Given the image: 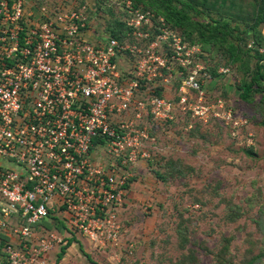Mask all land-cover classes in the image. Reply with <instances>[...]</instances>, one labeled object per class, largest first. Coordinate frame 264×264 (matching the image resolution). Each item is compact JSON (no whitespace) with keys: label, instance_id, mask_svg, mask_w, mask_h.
<instances>
[{"label":"built area","instance_id":"2783aa9c","mask_svg":"<svg viewBox=\"0 0 264 264\" xmlns=\"http://www.w3.org/2000/svg\"><path fill=\"white\" fill-rule=\"evenodd\" d=\"M120 10L126 36L92 41L85 4L0 0V264H56L77 233L117 245L132 170L157 152L150 127L206 112L199 46Z\"/></svg>","mask_w":264,"mask_h":264},{"label":"rangeland","instance_id":"374dc122","mask_svg":"<svg viewBox=\"0 0 264 264\" xmlns=\"http://www.w3.org/2000/svg\"><path fill=\"white\" fill-rule=\"evenodd\" d=\"M35 1L65 8L85 4L94 41L105 36L112 18L93 13L95 7L112 6L118 13L128 0ZM183 2L191 5L185 11L196 28L204 31L215 20L232 29L224 44L220 35L204 43L193 31L191 43L200 47L194 49L195 64L205 69L206 112L192 116L177 108L174 120L180 122L154 124L157 152L132 170L134 180L118 209V244L95 246L77 233L64 252L56 251V264H264V81L248 101L240 88L253 75L255 50L264 54V23L256 24L260 0L172 1L178 8ZM201 53L205 60H199ZM158 157L175 161L164 178L154 169Z\"/></svg>","mask_w":264,"mask_h":264},{"label":"trees","instance_id":"16d2710c","mask_svg":"<svg viewBox=\"0 0 264 264\" xmlns=\"http://www.w3.org/2000/svg\"><path fill=\"white\" fill-rule=\"evenodd\" d=\"M129 1L131 2L134 8L141 9V10L150 9L152 12H154V15L156 16V18L153 19L154 24L157 23V18L162 17L165 21V25L169 27L173 32L180 35L181 38L189 44H192L191 42H193V36H194L193 31L195 29L200 34V37L203 39L204 43L211 42L212 40L214 41L215 36L220 35L222 39V44H224L226 40L225 36L229 33H232V29L229 27L227 23L218 22L215 20H212L213 23L209 24V26L204 31L200 27L196 28V25H197L196 22H193L192 18L185 11L187 7L189 6L191 7V5L188 2H183V6H182L183 8L182 7L178 8L177 5H174L172 3L173 0H129ZM260 4H261V11L259 13V17L257 18L256 24L261 23V22L264 23V0H260ZM124 5L125 3H123V6ZM194 10H196V8H194ZM94 11L96 12H93V13L104 12V13H107L108 16L112 17L111 19L108 18L107 25L109 26L108 27L104 26L103 34L105 33V35L107 34L111 37L122 39L124 38V36H126L128 30H130L127 27L125 21L121 19L122 16L124 15L121 10H119V12L116 13L112 6L103 7V5L100 4L95 7ZM89 16H90L89 19L91 20L92 16L90 14ZM91 24L93 25L94 23H90L89 25L90 27H91ZM99 38L104 39V36H100ZM203 42H199L198 44L201 45L202 48L204 49V45L202 44ZM231 48L234 49V47H231ZM234 51L237 52L235 49ZM198 56H200L199 58L200 61H202L201 59L205 60L203 53H201V55L199 54ZM255 58H257V61L255 63V68L253 70V75L250 81L247 84L240 85V88L242 90V97L247 101L250 99V94L252 91H255V90L260 91L261 82L264 81V73L260 71V61L264 60V54L260 53L258 50H255ZM178 84H179V81L175 83V86H177ZM155 93L158 95H162L161 89L155 90ZM179 120L180 119H175L174 121L172 120V121L165 122V125H167L168 123L177 122ZM184 125L185 126L188 125V122H185ZM150 133L155 134L154 128L150 127ZM159 159L160 157L155 159L157 165L155 166L154 169H156V175L158 177L164 178L165 177L164 172L167 169H169V167L171 168L174 165L175 161H172L171 159L169 160L167 159V161L165 162L164 161L165 157H162V159L160 160ZM160 168H165V169L162 172L160 171L161 170ZM182 168L183 167L179 165L177 169L179 171H182L183 170ZM130 180L131 181L134 180V177ZM128 186L129 185L127 184L126 187L128 188ZM46 226H49V225L46 224ZM72 241L73 239H69L67 246H69L72 243ZM64 249H66V246L63 248V252H64ZM251 263L252 261H250L247 264H251Z\"/></svg>","mask_w":264,"mask_h":264},{"label":"crops","instance_id":"0c3cea01","mask_svg":"<svg viewBox=\"0 0 264 264\" xmlns=\"http://www.w3.org/2000/svg\"><path fill=\"white\" fill-rule=\"evenodd\" d=\"M90 29H91V28H90ZM90 31H91V30H90ZM90 31H89V32H90ZM87 34L90 35V33H88V32H87ZM68 247H69V246H68Z\"/></svg>","mask_w":264,"mask_h":264}]
</instances>
